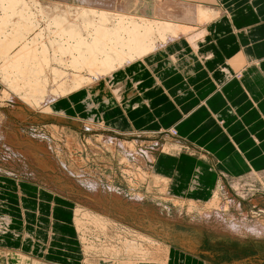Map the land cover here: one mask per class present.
Here are the masks:
<instances>
[{
	"label": "bare ground",
	"instance_id": "bare-ground-1",
	"mask_svg": "<svg viewBox=\"0 0 264 264\" xmlns=\"http://www.w3.org/2000/svg\"><path fill=\"white\" fill-rule=\"evenodd\" d=\"M59 1L60 3L44 5L38 0H0V84L5 85L15 94L14 96L23 99L35 110L45 107L43 111L45 116L58 124L68 121L69 118L55 114L54 110L82 117L85 120L73 118L76 123L96 132H104L108 127L107 116L113 110L117 112L122 110L129 115L131 109L141 110V107L150 106L149 101L144 99V94L136 90L137 83L132 82L126 75L133 64H136L135 68L147 67L154 71L159 55L166 56L168 51L172 54H168L167 58L179 60L180 56L174 50L179 46L177 44L182 45L186 41L193 49L196 48L203 40L205 29L230 14V10L226 8L227 0H75V4H67L68 0ZM222 5L226 9V14H223L225 9L223 10ZM245 8L247 9L246 6ZM209 57H211L210 53L202 59L206 60ZM249 60L240 56L238 60L229 63L233 67V72L228 73L229 78L236 80V77H240L242 71L250 66ZM176 65L170 63L169 66L177 67ZM97 82L100 83L98 90L84 92V88L94 86ZM129 83L133 86L132 89L129 88ZM116 92L119 93L118 98L114 97ZM16 97L11 99L18 101ZM67 105L70 106V110H67ZM204 105L208 106L207 103ZM106 107L109 110L104 113ZM213 115L216 120V115L214 113ZM123 126H120V129L124 128ZM56 132L62 135L61 140L69 151L73 147L76 148L74 138L65 135L62 129L57 127ZM127 141L111 136H93L87 140V146L84 144L81 148L84 151L89 149L92 155L100 158L101 163L106 160L105 154L110 153L114 160L110 162L112 166L117 167L123 175L130 176L131 182H134L132 191H137V187L142 186L151 192L157 188L163 190L159 186H165L164 191L171 192L172 186L166 185L163 178L155 171L150 172L156 161L155 155L149 150L143 152L138 148L140 146L137 142ZM77 143L83 144L78 140ZM165 152H168L167 146ZM82 160L77 162V167L88 165L87 159L82 158ZM149 164L151 168L148 173L146 166L149 167ZM93 169L97 177L95 176V180L91 179L94 182L89 181L91 190L96 196L95 201L93 202L92 196L90 198L88 194L86 199L89 202L77 204L76 210L73 211L74 225L85 247V254L89 253V256L92 253L96 254L83 258V264H107L110 261L115 264L165 263L170 249L164 242L154 237L155 235L159 237L163 227H157L152 223L153 221H150L149 218L154 217L151 215L152 211L148 207H141L144 198L135 193L131 194L132 191L127 194L122 190H114L109 185H103L105 188L102 189V180L99 181L101 179L99 176L105 174H102L103 171L98 172L97 168ZM200 170L195 171V175L199 178L202 177ZM90 174L89 177L93 178ZM193 180L191 186L195 189L199 185L196 179ZM170 181L173 182L174 179ZM214 198L211 207L208 205L210 208L202 217L208 220L213 217L221 218L223 212H228L229 217L233 219L238 216L236 211H232L237 209L235 204L231 201L224 203L215 195ZM96 202L101 204L105 211L96 214L87 207L88 205L94 207ZM111 207L116 211L115 216L114 212H111ZM163 207L161 213L167 215L168 210ZM240 216L241 222L245 223L248 220L247 214ZM111 217L117 218L120 223L124 221L138 230L155 235H142L140 232L132 235L133 231L131 233L129 230L131 234L123 233L131 235L132 238H124L123 233L118 232V228L114 230L115 224L111 221ZM1 220L3 217L0 218V227L4 225ZM88 223L102 232L97 233L93 238L101 243L89 242V235L94 232L93 229H89ZM256 227L259 230L257 233L264 230V224H258Z\"/></svg>",
	"mask_w": 264,
	"mask_h": 264
},
{
	"label": "crops",
	"instance_id": "crops-1",
	"mask_svg": "<svg viewBox=\"0 0 264 264\" xmlns=\"http://www.w3.org/2000/svg\"><path fill=\"white\" fill-rule=\"evenodd\" d=\"M227 2L229 4L226 3V8L230 10V14L206 28L203 40L196 48L193 49L186 41L182 45L177 44L179 46L174 50L180 56L179 60L167 58L168 54H172L168 51L166 56L159 55L154 71L146 67L134 68L126 72L129 79L137 83L135 89L144 94V99L149 101L150 106L141 107V110L131 109L127 119L124 114L110 115V118L107 116L112 124H107L108 126L116 128L118 130L116 132H129L131 123L135 122L139 129L155 130L160 127L156 122V119H159L166 127L174 125L179 130V137L200 147L204 154L213 151L216 155L214 148L209 150L207 147L220 136L226 138L225 136L228 135V131L224 129L223 134L218 125V122L223 120L226 128L234 133L238 143L246 148V153L251 151L254 145L259 144L260 149L264 150V118L259 109L264 108V0H242V2L227 0ZM226 13L225 9L223 14ZM209 53L211 57L202 59ZM240 56L249 58L250 66L242 71L241 78L230 79L228 73L233 72V67L229 63L238 60ZM170 63H176L177 67L169 66ZM129 88H133L131 83ZM204 101L207 107L204 106ZM152 105L153 110L150 109ZM66 107L70 110L69 105ZM202 108L204 111L197 114L196 112L202 111L200 110ZM212 111L216 115V120ZM231 111H234L233 114ZM183 112L186 114L184 115ZM184 121L189 122L192 133L196 134L180 133L179 124ZM120 126L124 128L120 129ZM230 139L235 150L239 152L237 143L231 137ZM207 156L209 158V155ZM207 156L199 159L181 154L169 158L161 154L153 166V171L163 178L166 185L173 187L172 197L183 195L186 200L203 202L207 200V195H203L205 186L215 188L218 181L217 174L208 173L213 167L218 169L216 167L218 162L210 163ZM198 165L207 172L204 171L201 178L197 175L194 177ZM263 169L264 166L260 168ZM226 170L230 172V166L222 169V171ZM173 178L174 181H170ZM193 179L197 180L199 185L197 189L191 186ZM31 185L33 184L0 177V216L3 217L2 223L10 231L0 235V250L19 252L17 255L21 258L20 253L31 259L42 260L46 264H83L82 248L72 228V204L65 200L59 203L49 192L39 190V186ZM182 189L185 190L182 192ZM163 196L165 197L166 194L156 196L157 201L162 202ZM67 204H70V207ZM199 233L202 235L201 231ZM197 240L194 239V243L189 247H185L184 242L174 241V238L165 240L166 244L170 245L167 263L151 264H241L233 261L234 257L231 258V253L226 255L228 252L226 248L227 250L230 248L228 238H222V260L214 250L201 248L200 239ZM196 243H200V246L197 247ZM191 247L196 248L191 249ZM240 254H244V250ZM6 256H8L7 252L0 251V264H3ZM245 260H242V263L247 264Z\"/></svg>",
	"mask_w": 264,
	"mask_h": 264
},
{
	"label": "rangeland",
	"instance_id": "rangeland-1",
	"mask_svg": "<svg viewBox=\"0 0 264 264\" xmlns=\"http://www.w3.org/2000/svg\"><path fill=\"white\" fill-rule=\"evenodd\" d=\"M38 1L44 5L52 4L54 2L60 3L59 0ZM66 3L75 4V0H68V2ZM225 16H223L222 18H224ZM134 65L136 66V64H133V66L131 65L132 67L129 69V71L135 68ZM99 87L100 83L98 84L97 82L94 83V86H88L83 90L84 92L88 93L93 89L98 90ZM118 94L119 93L116 92V96L114 95V97L118 98ZM14 95L15 94L11 93L5 85L0 84V177L10 180L15 179L17 181L39 186V190L49 192L50 195H53L54 199H56L59 203L63 202L64 200L70 202V204H72L73 206V211H75L77 204H84L86 202H89V200L87 201L86 199L88 194L90 198L92 196V201H95L94 198L96 196L91 190V182L89 180H95L97 176L96 174H94L95 172H93L94 169L92 170V168H97L98 172L103 171L102 174H105V176H99L101 178L100 180L98 178L99 181L102 180V186L109 185L112 186V189L122 190V192H125L127 194H129V192L134 189V182H131L130 176L126 174L123 175L120 170L117 169V167L114 168L112 166L111 163L114 162V160L110 153L105 154L106 160H103V163H101V161L99 160L100 158L98 159L96 156L92 155L89 149L84 151V149L81 148L84 144L87 146V140L90 137L111 136L122 139L123 141L128 140L127 142H137L140 146L138 148L143 150V152L145 150H149L150 153L155 155L156 161L161 154L171 157H178L183 154V156L195 157L199 159H202L203 157L209 155V158L208 156L207 158L210 163L213 164L215 162V164H217L218 162L216 166L218 169L213 167V169L208 170V173L212 174L214 172L215 174H217L218 181L215 188H209L205 186L203 195H207L206 201L196 202L186 200L185 197L181 198L182 195L178 196L179 198L170 197L172 195V192H165V186H159L162 187L163 190L161 188H157L153 189V191L151 192H148L147 188L140 186L137 187V191H132L131 194L135 193L144 198V203L141 204V207H148L149 210L154 212L152 214V212L150 211L151 215L154 217H151L149 219L150 221H153L152 223L157 227H163V231L160 232L159 237H157L158 235L138 230L135 226L128 225V223H125L124 221L123 223H120V220H118L117 218L113 219L111 217V221L115 224L114 230L118 228V232L121 231L120 233H130V231L132 233L133 231L132 235L140 233L142 235L147 234L148 236L155 235L154 237L164 242L165 246L169 249L170 245H167L165 242V240L167 239L173 240L174 238V241L178 240L180 242H184L185 247H189L190 245H192L194 243V239H196V241H198L197 239H200L201 244H199L201 246L196 243L197 247L200 246L201 248L214 250L216 254H219L221 256V260L223 253L222 238H228L229 240H227V242L228 244H230V248L229 250H227L228 248H226V251H228L226 255H229L231 253V258L234 257V262L236 261L240 262L241 264H246L242 263V260L244 261V259H246L245 262H247V264L263 263L264 230H260V233H257V231L259 230L256 227V225L258 224H264V169L260 170V168L264 166V150L260 149V144L254 145L255 147L251 151L246 153V148L238 143L234 136V133L231 131V129L226 128V125H224L225 122L222 120L218 122L222 133L224 129L228 131V135L234 140L235 143H237L239 152L235 150L230 137L226 135V138H224L222 135L207 147V149L209 150H211L212 148L216 150L215 153L218 156L217 159V156L214 155L213 151H211L210 154H204L200 147L195 146L192 142L186 141L179 137V130H177L174 125L166 127L159 119H156V122L160 127L156 128L155 130L139 129L140 127H138L134 122L131 123L129 132H116V130L113 129L114 127L110 126H108L104 130V132H96L95 130L87 129L85 125L76 123V120H74V118L77 117V115H72L63 111L57 112L54 110L55 114H60L61 116L63 115L69 118L68 121L58 124L53 119H49L50 117L48 118L47 116H45L43 112L45 107L36 108L37 110H35L33 106L26 103L23 99H18V97ZM9 96L14 98L16 97L18 101L15 99H11V97ZM205 103L206 102L204 101L203 104ZM150 109H154L153 105L150 107ZM259 109L262 114L261 116L264 118V108ZM108 110L109 108L105 109L104 113L108 112ZM200 110L202 111H198L196 113L200 114L204 111L203 108ZM231 112L233 114L234 111ZM184 113L186 114V112ZM108 114V116H118V114H124L126 119L128 116L127 114L123 113L122 110H118V112L117 110H113V112H109ZM77 118H80L81 120L83 119L82 117ZM107 122L108 124H110L108 120ZM179 125L180 133L186 135L196 134L192 133V127L189 126L188 121H184L183 123L181 122ZM56 127L57 129H62L65 135L70 136L72 139L74 138L73 140H75L76 142V148L73 147L71 151L68 150L66 145H64L61 140L62 135L56 132ZM77 140L81 141V143L83 142V144H78ZM166 146L168 148V152H165ZM34 150H36L37 152H35ZM82 158L87 159L88 165L85 167L82 166V168L77 167V162H82ZM150 166V164L149 167L146 166L148 168V173L151 168ZM198 166L199 167L197 169H201L200 171L202 176L205 170L201 168L200 165ZM229 166L230 172H227V170L222 171V169H226ZM109 167H112L114 169ZM253 169H255L256 172ZM150 172L154 173L153 168H151ZM175 172L177 173V171ZM238 172H241V174H238ZM205 173L207 172L205 171ZM89 174L93 178L89 177ZM108 176L111 177L108 178ZM101 188L104 189L105 187L103 186ZM184 190L182 189V192ZM57 191L62 194H59ZM164 194L169 197L167 198L163 196V201L158 202L156 199L158 197L155 198V196H162ZM214 195L216 198L224 201V203L231 201L233 204H235L237 206V209H233L232 211H236V214L238 216L233 219L229 217L228 212H223L221 213V218L213 217L210 218L212 220H208L206 217H202L203 213L211 207L210 204L213 202L212 200L215 199ZM126 200L128 199L126 198ZM174 202H176L175 205ZM70 204H67V206L70 207ZM87 207L89 209L91 208L90 210L96 214L105 211V209L103 210L102 205L98 204L97 202L96 205L94 204V207H92L91 205H88ZM162 207L165 210H168L167 215L164 212L161 213ZM111 212H114V216L116 215V211L112 207ZM241 214H247L248 220L245 223L240 221V219H242V217L240 216ZM73 215L71 219L72 228L76 234L77 241L81 245V254L84 256V258L93 255L95 256L96 254L94 253H92V255L90 256L88 255L89 253L85 254V247L80 240L79 233L77 232V229L74 225ZM1 217L2 216H0V218ZM237 219H239L240 222L236 221ZM2 227H0V235H3V233L5 232L6 234L10 232L6 229L8 228L7 226L5 227L4 225H2ZM88 227L89 229L91 228V230L93 229L92 232H94L93 234L89 235V242L101 243L100 241H96L93 238L96 237L97 233L102 232H100L96 227L90 226L89 223ZM132 228L134 230H132ZM200 231L202 235L199 233ZM171 232L173 234L175 232V234L173 235L171 234ZM189 235H192L193 237ZM123 237L132 238L131 235L129 236L124 233ZM193 248L196 247H191V249ZM243 250L244 254H242V256L240 252L243 253ZM0 251L8 253V256H6V258H4L5 260H3V264H46L42 260L40 261L39 259L28 258L22 253H20L22 256L21 258L19 255H17L19 252L5 250ZM108 259L111 260L110 258ZM111 264H115V262H111Z\"/></svg>",
	"mask_w": 264,
	"mask_h": 264
}]
</instances>
